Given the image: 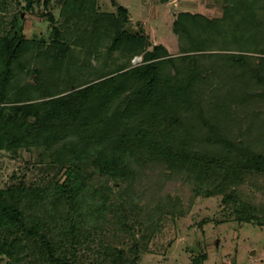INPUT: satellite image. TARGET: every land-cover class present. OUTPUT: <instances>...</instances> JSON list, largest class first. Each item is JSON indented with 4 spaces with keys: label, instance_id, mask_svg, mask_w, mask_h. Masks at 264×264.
Wrapping results in <instances>:
<instances>
[{
    "label": "trees",
    "instance_id": "trees-1",
    "mask_svg": "<svg viewBox=\"0 0 264 264\" xmlns=\"http://www.w3.org/2000/svg\"><path fill=\"white\" fill-rule=\"evenodd\" d=\"M94 1L65 0L64 7L71 8L68 15L82 17L72 24L79 31L71 39L76 50L63 42L70 30L56 29L48 42L27 37L18 16L0 37V148H42L38 155L49 153V166L63 168L59 177L52 176L45 184L0 188V257H7V264L27 262L25 240L38 247L40 257L63 264L66 258L59 260L57 246L48 236L49 226L57 222L62 223L61 235L69 238L91 237L109 223L130 233L127 212L136 217L124 199L133 193L136 176L150 186V198L158 199L165 187L164 169L173 172L176 181L184 173L188 182L198 184V193L210 185L217 190L230 186L239 169L251 180H264V15L255 9L264 4L201 0L220 14L178 10L171 25L178 52L174 54L163 44H154L142 27L128 29V9L116 0H111L114 11H99ZM99 47L104 48L100 55ZM71 49L76 56L104 55L111 68L95 69L88 77L78 68L68 78L73 87L59 89L56 66L65 63L61 56ZM136 56L141 63L134 65ZM22 74L37 80L36 87L26 83L32 90L21 89ZM214 81L230 87L225 96L237 93L240 99L262 101L255 121L261 122L263 132L254 142L258 149L254 145L246 153L224 133L229 121L225 101L218 106L211 96L204 99ZM212 93L218 94L215 89ZM91 158L103 177L121 179L124 188L119 193L114 194L107 181L86 191L92 183L86 164ZM220 167H225L222 174ZM114 197L119 198L118 205L111 202ZM229 197L239 219L259 216L242 197ZM44 204L39 212L37 207ZM132 247V258L114 247L100 264H138V250L146 246L137 240ZM206 257L202 254L196 264Z\"/></svg>",
    "mask_w": 264,
    "mask_h": 264
},
{
    "label": "rangeland",
    "instance_id": "rangeland-1",
    "mask_svg": "<svg viewBox=\"0 0 264 264\" xmlns=\"http://www.w3.org/2000/svg\"><path fill=\"white\" fill-rule=\"evenodd\" d=\"M116 1L128 9L126 22L128 29L136 30L142 27L154 44L161 43L174 54L178 52L171 25L178 10H189L207 15L220 14L219 10L208 8L201 0ZM258 1L264 4V0ZM27 2V0H0V37L10 29L13 18L18 16L22 23V32L27 37L39 38L48 42L56 29L70 30L71 32L67 33V40L64 39L63 42L67 45L72 44L76 50L77 45L71 43V39L79 33L78 29L72 25L77 18L68 15L71 8L64 7L65 0H48L47 2L31 0V8L26 7ZM94 7L99 11L116 9L111 0H95ZM248 7L251 8L249 11H254L252 4H248ZM255 9L262 11L264 15V7L257 5ZM80 18L82 17L79 16L78 19ZM103 51L104 48L99 47L97 53L100 55ZM74 52L73 49L66 51L61 56L65 59L63 61L65 63L62 66H56L60 77L59 89L73 87L74 84L70 83L68 78L76 74L78 68L87 74L86 77L92 76L91 73L88 75L89 72H96L99 68L103 70L107 65L106 69L111 68L110 60H104V55L96 59L94 53L89 52L91 55L78 53L76 56ZM66 61L70 64L69 66ZM132 63L134 65L141 63L140 57L136 56ZM4 71L6 75H9L8 71ZM65 77L67 83L63 82ZM35 82L37 80L33 77L27 75L25 78L23 74L18 81L23 90L26 88L32 90L31 86L36 87ZM26 83H30L31 86H27ZM223 84L221 81H214L210 89L206 91L205 102L209 96L211 100H216L218 106L225 101L229 121L228 131L224 133L229 135L233 143L238 144L245 152L252 150L254 145L257 148L254 142L258 140L257 135L262 127L260 128L261 122H255L258 119L256 110L262 101L252 99L251 102L245 98L240 99V94L237 95V93H234L236 96L233 94L225 96L227 91H230L228 89L230 87ZM39 85H43V81L39 80ZM212 87L218 94L212 93ZM252 90L249 89L248 92ZM33 94L37 95L35 90ZM84 145L86 146V143ZM41 151L42 148L33 149L23 145L16 151L1 147L0 188L12 183L45 184L52 176L59 177L63 173V168L57 165L49 166L51 156H48L49 153L39 156L38 153ZM92 159L86 162L88 171L92 173L90 179L92 183L88 185L86 191H91L95 187L100 188V184L107 181L114 194L119 193L122 187L124 188L121 179L103 177L99 169L92 165ZM224 169L225 167L218 168L220 174L224 172ZM164 170L166 173L164 174L165 187L159 199L158 197L150 198L148 183L146 184L140 177H135V182L132 183L133 193L128 194L129 196L127 195L124 199L128 209L134 208L133 214L136 217H131L127 212L126 221L133 226L130 233L119 232L116 225L109 223L91 237L80 234L77 238H69L59 232L60 226L58 225L62 226V223H54L57 228L48 223L51 230L48 236L57 246L56 252L59 260L65 257L66 261L63 264L67 261L68 264H100L107 250L111 249L112 252L114 247L123 249L126 255L132 258V246L134 241L138 240L140 245L146 246L138 250V264H196L202 254L207 255L205 259H202V264H264V180L262 178L251 180L239 169V172L232 174L230 186H219L220 190H217L214 185H210L207 189L203 187L198 193V184H192V180L191 183L188 182L184 173L182 179L176 181L173 172L169 169ZM230 195L239 199L242 197L244 201L253 206L252 212H257L259 216L249 221L239 219L229 199ZM131 198L134 206L130 205L129 199ZM162 198L166 203L160 201ZM110 200L118 205L119 198L114 197ZM172 201L175 202L174 205ZM119 202L124 204L122 201ZM158 203H161L160 207H157ZM44 207L45 204L37 209L42 212ZM34 208L35 205L31 209ZM161 211L165 213L161 214ZM100 221H103V218L99 219ZM99 222L95 221V224ZM141 239L145 240L144 243ZM24 243L23 249L27 262L23 264H52V260L39 256L38 247L30 245L26 240ZM110 259H112L111 256ZM7 260V257H0V264H7ZM53 264L62 263L54 262Z\"/></svg>",
    "mask_w": 264,
    "mask_h": 264
}]
</instances>
